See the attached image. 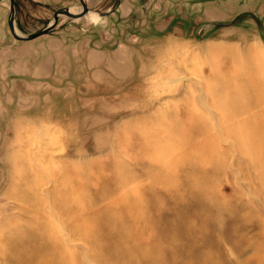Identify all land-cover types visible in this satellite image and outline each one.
<instances>
[{
    "label": "rangeland",
    "instance_id": "1",
    "mask_svg": "<svg viewBox=\"0 0 264 264\" xmlns=\"http://www.w3.org/2000/svg\"><path fill=\"white\" fill-rule=\"evenodd\" d=\"M13 1L0 264H264V0Z\"/></svg>",
    "mask_w": 264,
    "mask_h": 264
},
{
    "label": "water",
    "instance_id": "2",
    "mask_svg": "<svg viewBox=\"0 0 264 264\" xmlns=\"http://www.w3.org/2000/svg\"><path fill=\"white\" fill-rule=\"evenodd\" d=\"M81 2V8L78 12L76 13H70V12H66L67 15L71 18H78L80 16L85 15L87 12H89V8L87 7L86 3L84 2V0H79ZM15 3L13 0H9V16H8V28L9 31L12 35L13 38L15 39H19V40H30L33 39L39 35L45 34V33H50L53 32L57 29V27L55 28L53 25L47 24L41 28H39L38 30L34 31V32H30L28 34H20L17 32V30L15 29V22H14V17H15ZM112 9H110L109 11H111ZM109 11L106 12H102L99 13L100 15H104L107 14Z\"/></svg>",
    "mask_w": 264,
    "mask_h": 264
},
{
    "label": "bare ground",
    "instance_id": "3",
    "mask_svg": "<svg viewBox=\"0 0 264 264\" xmlns=\"http://www.w3.org/2000/svg\"><path fill=\"white\" fill-rule=\"evenodd\" d=\"M73 9V8H72Z\"/></svg>",
    "mask_w": 264,
    "mask_h": 264
}]
</instances>
